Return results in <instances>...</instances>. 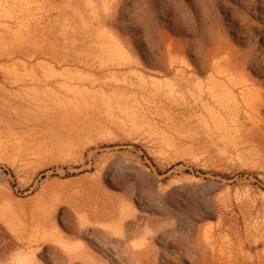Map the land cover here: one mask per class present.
Wrapping results in <instances>:
<instances>
[{
    "label": "rangeland",
    "instance_id": "374dc122",
    "mask_svg": "<svg viewBox=\"0 0 264 264\" xmlns=\"http://www.w3.org/2000/svg\"><path fill=\"white\" fill-rule=\"evenodd\" d=\"M0 264H264V0H0Z\"/></svg>",
    "mask_w": 264,
    "mask_h": 264
}]
</instances>
